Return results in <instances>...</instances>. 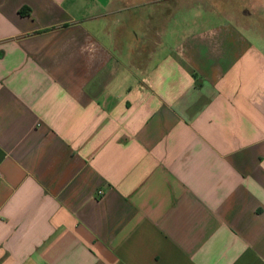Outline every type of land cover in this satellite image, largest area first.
<instances>
[{
  "label": "crops",
  "instance_id": "crops-1",
  "mask_svg": "<svg viewBox=\"0 0 264 264\" xmlns=\"http://www.w3.org/2000/svg\"><path fill=\"white\" fill-rule=\"evenodd\" d=\"M246 2L0 0V264H264Z\"/></svg>",
  "mask_w": 264,
  "mask_h": 264
},
{
  "label": "built area",
  "instance_id": "built-area-1",
  "mask_svg": "<svg viewBox=\"0 0 264 264\" xmlns=\"http://www.w3.org/2000/svg\"><path fill=\"white\" fill-rule=\"evenodd\" d=\"M97 195H98L99 197H101V196H103V193H102L101 191H99V192L97 193Z\"/></svg>",
  "mask_w": 264,
  "mask_h": 264
},
{
  "label": "rangeland",
  "instance_id": "rangeland-1",
  "mask_svg": "<svg viewBox=\"0 0 264 264\" xmlns=\"http://www.w3.org/2000/svg\"><path fill=\"white\" fill-rule=\"evenodd\" d=\"M246 1H247V0H242V2H244V3H247Z\"/></svg>",
  "mask_w": 264,
  "mask_h": 264
}]
</instances>
